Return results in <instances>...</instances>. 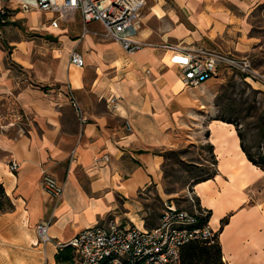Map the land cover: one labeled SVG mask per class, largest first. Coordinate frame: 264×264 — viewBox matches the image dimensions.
Instances as JSON below:
<instances>
[{
  "label": "crops",
  "instance_id": "crops-1",
  "mask_svg": "<svg viewBox=\"0 0 264 264\" xmlns=\"http://www.w3.org/2000/svg\"><path fill=\"white\" fill-rule=\"evenodd\" d=\"M6 6L0 185L11 208L0 211V264H58V244L96 225L155 226L160 215H150L149 203L152 196L167 202L165 153L190 139L205 140L215 161L213 176L191 190L209 213L224 261L264 264V169L247 158L234 124L197 114L215 75L184 86L169 48L231 52L264 72V0H147L138 34L146 46L131 54L78 11L54 27L52 13ZM74 50L83 67L70 63ZM195 124L197 135L187 129ZM45 173L63 184L59 199L45 193ZM49 219L52 241L44 245L35 227Z\"/></svg>",
  "mask_w": 264,
  "mask_h": 264
},
{
  "label": "built area",
  "instance_id": "built-area-1",
  "mask_svg": "<svg viewBox=\"0 0 264 264\" xmlns=\"http://www.w3.org/2000/svg\"><path fill=\"white\" fill-rule=\"evenodd\" d=\"M7 3L14 4L23 11L38 10L52 13L51 25L58 27V19L71 12H80L85 23L99 21L105 40L119 43L127 53H134L146 43L138 39L142 27V11L147 0H0V17L6 13ZM171 62L179 65L182 81L186 87H198L206 80L228 69L236 71L248 81L264 84V72L258 69L249 57L231 52L195 48L176 49ZM70 63L83 67L85 61L76 50L70 55ZM74 110L83 118L82 109L70 91ZM131 129V126L127 124ZM11 170L18 168L12 161ZM45 193L59 199L64 186L53 175L42 177ZM192 209L177 207L173 202H165L157 224L153 227H125L110 222L107 227L92 226L80 231L73 239L59 247L71 245L81 264H182V248L190 242L215 243L218 235L208 223L209 213L203 209L191 190L189 195ZM52 220L40 222L35 227L39 243L52 241L49 233Z\"/></svg>",
  "mask_w": 264,
  "mask_h": 264
},
{
  "label": "rangeland",
  "instance_id": "rangeland-1",
  "mask_svg": "<svg viewBox=\"0 0 264 264\" xmlns=\"http://www.w3.org/2000/svg\"><path fill=\"white\" fill-rule=\"evenodd\" d=\"M202 93L206 99L199 103L197 114L201 116L207 111L208 117L210 115L211 118L235 121L245 133L247 145L253 147V152H257L256 146L261 135L258 125L264 116V87L246 80L236 71L224 69L213 77ZM201 120L203 121L202 118ZM190 126L187 127L188 131L197 135L198 126ZM206 131L205 128L202 129V136L207 134ZM184 136L188 137V133ZM190 140L185 141L181 147L168 150L162 167V189L168 195L164 201L173 202L177 207L188 210L192 209L189 200L192 186L215 172V161L210 155L211 147L205 140ZM261 142L264 151V140L261 139ZM1 202L3 204L0 211L11 208L6 200L1 199ZM149 204L150 215H161L164 202L159 196H152Z\"/></svg>",
  "mask_w": 264,
  "mask_h": 264
},
{
  "label": "trees",
  "instance_id": "trees-1",
  "mask_svg": "<svg viewBox=\"0 0 264 264\" xmlns=\"http://www.w3.org/2000/svg\"><path fill=\"white\" fill-rule=\"evenodd\" d=\"M221 119V118H220ZM223 120V119H222ZM235 125L237 133L241 140V147L245 152L247 158L254 164L264 169V116L261 117V122L258 127L260 128V142L256 146L257 152H253V147L248 146L246 143V135L243 133L238 124L233 120H224ZM213 175H209L206 178H210ZM5 196L4 189L0 185V208L2 206L1 199ZM209 218V217H208ZM182 264H227L223 257L220 243L217 242L199 243L190 242L182 248ZM55 260L58 264H80L76 262V253L71 245H64L59 248L55 255Z\"/></svg>",
  "mask_w": 264,
  "mask_h": 264
}]
</instances>
